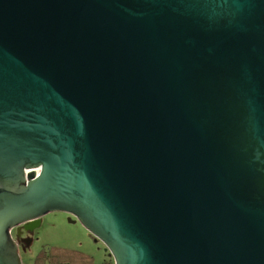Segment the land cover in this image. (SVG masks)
<instances>
[{
	"label": "water",
	"instance_id": "obj_1",
	"mask_svg": "<svg viewBox=\"0 0 264 264\" xmlns=\"http://www.w3.org/2000/svg\"><path fill=\"white\" fill-rule=\"evenodd\" d=\"M49 210L112 264H264V0H0V264Z\"/></svg>",
	"mask_w": 264,
	"mask_h": 264
},
{
	"label": "rangeland",
	"instance_id": "obj_2",
	"mask_svg": "<svg viewBox=\"0 0 264 264\" xmlns=\"http://www.w3.org/2000/svg\"><path fill=\"white\" fill-rule=\"evenodd\" d=\"M9 233L15 241L21 264H32L35 254L49 246L75 249L88 256L90 264H112V256L100 239L65 210L46 211L30 229L18 223L10 227Z\"/></svg>",
	"mask_w": 264,
	"mask_h": 264
},
{
	"label": "trees",
	"instance_id": "obj_3",
	"mask_svg": "<svg viewBox=\"0 0 264 264\" xmlns=\"http://www.w3.org/2000/svg\"><path fill=\"white\" fill-rule=\"evenodd\" d=\"M32 264H90L88 256L75 249L47 247L39 250Z\"/></svg>",
	"mask_w": 264,
	"mask_h": 264
}]
</instances>
